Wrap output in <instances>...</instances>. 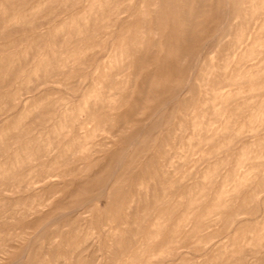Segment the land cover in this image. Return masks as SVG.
Here are the masks:
<instances>
[{"label": "rangeland", "instance_id": "374dc122", "mask_svg": "<svg viewBox=\"0 0 264 264\" xmlns=\"http://www.w3.org/2000/svg\"><path fill=\"white\" fill-rule=\"evenodd\" d=\"M0 264H264V0H0Z\"/></svg>", "mask_w": 264, "mask_h": 264}, {"label": "bare ground", "instance_id": "6f19581e", "mask_svg": "<svg viewBox=\"0 0 264 264\" xmlns=\"http://www.w3.org/2000/svg\"><path fill=\"white\" fill-rule=\"evenodd\" d=\"M118 167V166H117Z\"/></svg>", "mask_w": 264, "mask_h": 264}]
</instances>
